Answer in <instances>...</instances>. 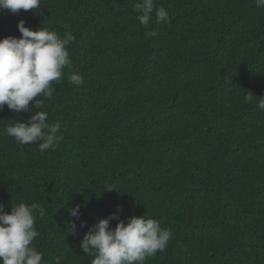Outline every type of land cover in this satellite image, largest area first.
Returning <instances> with one entry per match:
<instances>
[{
    "label": "trees",
    "instance_id": "trees-1",
    "mask_svg": "<svg viewBox=\"0 0 264 264\" xmlns=\"http://www.w3.org/2000/svg\"><path fill=\"white\" fill-rule=\"evenodd\" d=\"M137 2L41 0L0 12V39L19 38L20 20L75 37L53 97L33 109L61 122L55 150L4 134L32 111H0V204L45 209L33 241L44 264H91L80 241L117 206L125 222L145 215L172 230L145 264H264V111L255 104L264 97V9L255 0H157L170 21L157 24L153 13L148 38Z\"/></svg>",
    "mask_w": 264,
    "mask_h": 264
},
{
    "label": "clouds",
    "instance_id": "clouds-1",
    "mask_svg": "<svg viewBox=\"0 0 264 264\" xmlns=\"http://www.w3.org/2000/svg\"><path fill=\"white\" fill-rule=\"evenodd\" d=\"M41 0H0V12L11 10H34L40 7ZM257 8L264 9V0H255ZM134 9L140 14L139 23L145 28L147 37L155 35L148 31L153 22L166 24L170 21L168 11L157 5V0H139ZM17 28L19 38L8 36L0 39V111L7 105L16 113L32 111L26 120L16 122L4 130V134L13 137L21 145L38 143L39 150H55L62 138L58 133L61 122H49L46 111L41 109L47 99L53 97V82H60L63 69L71 66L67 46L74 42L72 33L63 37L55 30L42 27L32 30L20 20ZM70 84L79 87L84 83L79 72L67 76ZM37 97H42L37 99ZM254 95L249 91L246 103H253ZM30 102L32 107L30 108ZM256 108L264 111V97L255 101ZM79 205L68 209L74 219L70 225L75 231V222L82 215ZM122 207L97 222L85 233L79 248L90 259L91 264H145L148 258L164 252L173 237L172 230L161 226L158 220L146 218L145 215L131 216L121 220ZM45 209L38 203H19L11 205V212L4 210L0 204V264H44L43 253L33 246L34 238L39 236L36 228L37 216L43 217ZM118 221L114 228L110 222ZM85 221H80L84 227ZM58 257L55 264H61Z\"/></svg>",
    "mask_w": 264,
    "mask_h": 264
}]
</instances>
